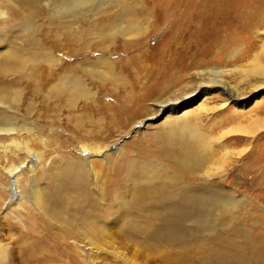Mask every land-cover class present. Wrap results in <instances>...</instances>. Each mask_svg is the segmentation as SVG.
Returning a JSON list of instances; mask_svg holds the SVG:
<instances>
[{"label":"rangeland","instance_id":"rangeland-1","mask_svg":"<svg viewBox=\"0 0 264 264\" xmlns=\"http://www.w3.org/2000/svg\"><path fill=\"white\" fill-rule=\"evenodd\" d=\"M181 1L104 0L83 16L61 18L53 15L48 0H40L37 6H28L25 0L10 3L0 0V12H3L0 48L25 58L0 62V95L4 96L0 125L12 122L24 126L13 136L0 132V261L5 264H187L182 260L184 244H176L175 240L162 243L158 239L170 238V229H157L155 238H151L154 236L145 232L146 229L136 227L138 217L131 208L137 189L131 190L126 184L116 190L109 186L113 190L110 192L106 184L118 174L123 179L131 176L129 162L137 159L143 162L147 150H156L159 145L155 140L158 141L167 112L160 111L156 118H149L157 110L155 100L192 89L194 84L213 74L210 69L219 72L224 69L225 82L238 85L242 78L247 82L249 94L242 102L255 104L240 109L221 93L228 94L230 90L212 86V99L206 101L205 97L203 101L205 91L197 92L189 95L188 101L177 110L182 113L192 104L202 109L198 113L203 118L200 132L207 135V149L215 154L205 168L209 179H204V183L212 186L210 190L203 187V194L208 197L222 193V198L236 201L231 202L227 211L220 205L208 218L205 231H182L191 234L189 252L193 248L190 245L196 243L195 250L200 254L205 251L211 257L214 252L238 264H256L253 259L264 251V77L258 75L264 70V0H230L221 8L220 25L187 40L181 38L184 32L177 25L179 15L166 18L162 9L167 3L172 6ZM135 3L139 9L135 23L142 35L116 34L111 39L113 26L109 20L118 19L121 7L128 9ZM146 10L153 11L154 17L147 15ZM153 19L157 24L152 27ZM100 55L111 58L114 72L127 77V84L106 82L102 87L97 77L80 73L81 81L96 93V102H92L87 113L95 124L90 126L85 121L75 128V114L85 111V107L80 100L76 107H66L67 95H61L68 79L58 76L73 71L68 76L73 77L80 64L83 69L86 60L92 62ZM50 57L54 59L49 60ZM140 103L147 112L141 113ZM125 105L128 110L123 113ZM104 106L106 110L98 115V109ZM97 119L101 122L99 126ZM258 122L259 126L262 123L260 127ZM90 128L100 129L104 135L98 133L96 141L84 139L82 135ZM90 142L104 146L96 152L81 151V145ZM80 156L87 157L86 169H89L85 173L84 190L75 189L72 179L62 185L59 177L74 168ZM18 166L22 167L15 175L18 190L15 193L11 170ZM194 182L192 193L198 191V182ZM60 184L65 188L59 189ZM57 189L64 194L61 210L63 216L73 219V232L67 233L63 218L53 217L34 199L36 191L52 195ZM174 194L172 200L168 198L171 202L167 201L168 206L174 200L178 204L180 197ZM88 213L93 215L97 226L106 229L97 226L87 229L84 215ZM188 222L186 225H190ZM52 239L71 253H57L58 258L50 256L45 261L41 252L51 254L48 247ZM41 241L48 242L47 249L40 250ZM203 261L198 264H206ZM207 264L218 263L210 259Z\"/></svg>","mask_w":264,"mask_h":264},{"label":"bare ground","instance_id":"bare-ground-1","mask_svg":"<svg viewBox=\"0 0 264 264\" xmlns=\"http://www.w3.org/2000/svg\"><path fill=\"white\" fill-rule=\"evenodd\" d=\"M6 1L10 3L13 2L14 0H6ZM25 1L28 2L29 4V5L27 4L28 6L31 5L37 6L39 5L38 3L40 2V0H25ZM102 1L104 0H48L47 5L52 10L53 15L55 16L62 18L63 16L72 15L73 17H77L78 15L83 16L86 11H89L93 7L95 8V5H100ZM182 3L184 5L182 8V12H180L179 7L182 5ZM226 3H230V0H198V1L182 0L181 2H177L176 5L173 4L172 6L167 3V5L162 9L165 12L166 18L176 17V14L179 15L178 20H180V22L177 25L179 30H182L184 32V36L182 34L181 36L183 37L181 38H184L182 40H187L188 38L192 37L191 35L196 36L201 32L205 33V31H207L208 29L213 30V28L216 27L218 24L220 25L221 8L224 7ZM124 7H121L122 9L120 8V12H118L119 17L117 16L118 19L113 18L114 20H112L111 18L109 20L113 28L115 27L114 29L112 27H111L112 29L110 28L109 35L111 36L110 37L111 39L112 37L114 38L116 34L125 36L129 33H136L137 37H140L142 35V31L140 30V27L135 23V20L137 19L136 14L137 11L139 10L137 9L138 7L136 3L135 6H129L128 9ZM2 13L3 12H0V14ZM146 13L147 15L154 17L153 11L146 10ZM152 24H157V21L153 19L150 26H152ZM98 34L101 36L102 34L101 31H99ZM181 38L180 41L182 42ZM224 38L225 37H222L223 40ZM217 45H219V43ZM24 59L25 58L24 57L22 58V56H20L18 53L15 54L10 52L8 53V50L0 48V62L2 61V63L3 62L9 63L10 61L17 62L19 60L24 61ZM51 59L54 58L50 57L49 60ZM52 62H54V60H52ZM84 63L86 64V67L82 69L81 68L82 64H80V66L78 67V72L74 71L73 77H68L73 71H69L68 73H62L60 76H58L59 79H64V78L68 79L67 85H65L62 88L63 94L61 95L63 97L64 95L65 96L67 95L66 107H68V109L76 107L79 100L82 101L83 107H85V111L78 112L75 114V120H76L74 122L75 128H77V126L78 127L81 126V124H83V122L85 121H88L90 123V126L95 124L94 120L92 119V115H87V113L92 102L95 101L96 93L94 91L93 93L90 89L86 87L83 81H81V79L78 77L80 73L81 75H86L91 78H93V76L97 77V81L99 79L100 82L103 83L102 87L107 85L105 84L106 82H110L111 84L112 83L127 84L126 81H128L127 77H124L123 74L114 72V69L112 68L114 64L112 63L111 58L109 56L100 55V57H98L96 60L92 62L90 60H86ZM101 67H104V69H102ZM201 70L203 72L204 71L206 72V70L204 69ZM210 70L208 71L213 74H208L209 78L204 79L203 81H201L199 78L198 80L200 81L194 84L195 86L193 85L192 89L190 90L182 89L179 92L173 94L172 97L155 100L154 105L157 107V110L149 118L151 119L156 118L160 111H162V113L167 112L165 114V121H163V124L159 129L160 132H158L160 134L159 135L157 134L158 141L155 140V142L159 143V145L155 147L156 150H150V149L147 150L146 157L143 158L144 159L143 162L137 161L138 159L136 161L129 162L130 167L128 173H130L131 176L126 175L128 177L127 178L125 177L123 179L122 178L123 176L121 174H118L115 178H112L110 182L107 181L106 185L108 186L107 190L109 189L110 192L113 190L110 189L109 186H112V188L114 187V190H116L119 188L126 187V184L127 185L129 184L131 190L137 189L138 191L136 192V197L131 208L132 212L135 213L136 216L138 217V223L136 224V227L140 229L142 228L146 229L145 232H147L150 236H154L151 238H155L157 229L158 230L170 229V231L168 230V233L170 232L172 233V234L170 233L171 234L170 238H168L167 240L165 238H158V239L162 243L165 241L175 240L176 244L177 243H181V245L184 244L182 245L184 246L185 249L184 255L183 256L180 254L178 255L182 256V260L185 261L187 264H198L200 263L201 260L204 261L206 260L205 262L207 264V262L208 263L210 262V259L216 260L218 264H238L237 262H232L233 260H231L230 257H225L224 259H222L223 257L216 255V253L214 252L212 253L211 257L210 254L205 251L204 253L202 252V254H200L201 252L199 253L197 250H195L194 246L196 243H194L193 241L192 242L194 243V245H190V247L193 248L189 252V250H187L188 249L187 246H189V242H190L189 238L191 240V234L189 232H186L185 230L182 231V229H196V230L199 229L202 232L205 231L204 229H206L208 226V218L211 217L214 213H216L220 205L222 206L224 211H227L231 202H234L236 200L230 197L228 199L226 198L224 199V197L223 198L221 197L222 193L220 194L218 193L219 194L218 195L217 192H215L213 196H208V197L205 196L206 194L205 195L203 194L202 192L203 187L205 188L209 187L208 189L210 190V186H212V185L209 186L208 182L207 185L204 183V179L206 181L209 179L208 175H206L205 173L206 172L205 168L206 166H208V163H210L213 160L215 154L212 152V150L209 151L207 149V142L205 141L207 135L204 136V134L200 132V126L202 125L201 120L203 118H201V116L198 115V113L202 109L199 110L197 106H194V104H192L184 108L182 110V113H180V111L178 110L180 109L181 105H183L188 101L187 97L189 95L192 94L194 95L197 92L205 91L203 93L202 100L205 97H207L206 99H204L206 101L210 100V98L212 99L214 93L212 91L213 90L212 86H218V87L224 86L223 90H230L231 93L227 94L225 93V91H221V93H223L226 96L227 101H234L235 104H238V108L240 109H246L247 107L249 109L253 104H255V102H252L251 104L242 102L243 98H245L247 94H249L248 92H246L247 82L243 78L240 80L238 85L237 84L233 85L225 82V80L223 79V75L224 73H226V71H223L224 69H222V71L220 72L217 70H212V71ZM258 75L264 77V70L260 71ZM1 84L2 83H0V85ZM260 87L261 85H259L258 88ZM3 98L4 96L0 95V104H4ZM127 105L124 106L125 109L128 107ZM140 106L141 108H143L141 110V113H145L148 111V109L144 106V104L140 103ZM177 108L179 109L177 110ZM99 109L98 111L100 112L97 113L98 115L106 110L105 106L104 108L102 109L99 108ZM125 109H123L121 112L123 113L125 111L127 112L128 109L126 110ZM97 120L98 121H96V123L99 126V123L101 122L99 119ZM260 122L257 123L258 126ZM262 123L264 125V122ZM23 129L24 126H20L17 124L14 125L12 122H10V124L4 123L0 125V132L10 134V136H13L15 133H18ZM101 132L102 130L100 129L93 131L90 128V130L89 129L86 130L87 135L85 134L82 136H84V139L92 138L95 139L96 141L97 139H99L98 137L99 134L100 136L104 135ZM153 144L155 145L156 143ZM103 146H104L103 144H100L98 142H90V143L82 144L80 148L81 151L96 152V151H100ZM86 161H87V157L80 156L79 159L76 160L77 164L74 168H70L65 173L59 175V177L63 180L62 185L64 184L65 186L67 180L72 179L73 184L76 187L75 189L84 190V184L86 183L85 173L89 172V169H86ZM24 163L22 164V166L24 165ZM22 166L15 167L14 169L11 170L12 171L11 175H13L14 177L15 193H17L18 191L15 186V179H16L15 175ZM194 181L198 182V185H196L198 191L192 193L191 188H193V185L195 184ZM155 183H157L156 187H154ZM64 186H61L60 184V187L58 188L64 189L65 188ZM59 189H57L55 193H52V195H43L42 192L36 191L34 193V199L37 200L38 205L44 211L50 213L53 217L63 218L64 228L67 233L73 232L71 229V225L73 226L74 224L73 219L70 220L71 218L68 219L62 214L61 205L63 203L62 198L64 194H62L59 191ZM174 192H176L180 197V199L178 198L179 200L177 201L178 204H175V200L173 199L174 203L168 206L167 205L168 198L170 197L171 199ZM230 194H232V191ZM168 203L171 204L170 201H168ZM154 208L156 211H153ZM84 218H85L84 222L86 224L85 226L87 229H93L94 227L97 226L96 222L94 221L95 219L91 213L84 215ZM150 221H155V224H151L154 222L150 223ZM188 221H190V225H186V223H189ZM97 227L98 229H106L105 226L99 224ZM159 236L162 237V233H160ZM45 243L48 242H44V243H42V241L41 243L38 242V247L40 248V250L47 249L46 248L47 244ZM49 245L50 247H48L49 248L48 251L51 254L47 252H41L45 257V261L50 256L52 258L54 257L58 258L59 253L60 255L61 254L68 255L71 253L67 251L68 249L60 246V244L58 245L55 239H52V242H50ZM196 248L199 249V247L197 246ZM200 257L202 258L199 261L198 259H200ZM228 260H230V262ZM48 261L51 260L49 259ZM253 262L256 264L264 263V251H262L258 257L253 259ZM0 264H5V262L0 261ZM130 264H135V263L130 262Z\"/></svg>","mask_w":264,"mask_h":264},{"label":"water","instance_id":"water-1","mask_svg":"<svg viewBox=\"0 0 264 264\" xmlns=\"http://www.w3.org/2000/svg\"><path fill=\"white\" fill-rule=\"evenodd\" d=\"M137 125V124H136ZM130 133V132H129Z\"/></svg>","mask_w":264,"mask_h":264}]
</instances>
